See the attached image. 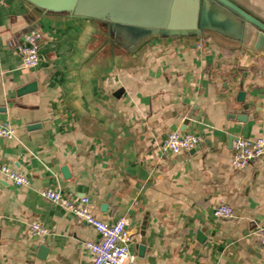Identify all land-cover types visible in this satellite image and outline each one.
I'll return each mask as SVG.
<instances>
[{
  "label": "crops",
  "instance_id": "obj_1",
  "mask_svg": "<svg viewBox=\"0 0 264 264\" xmlns=\"http://www.w3.org/2000/svg\"><path fill=\"white\" fill-rule=\"evenodd\" d=\"M32 28L42 34L40 62L24 67L17 46ZM31 82L36 90L18 93ZM1 123L14 134L0 137V162L30 184L0 175V264H91L85 242L99 234L41 195L49 188L88 197L107 223L125 217L135 264H264V167L231 163L235 138L264 137L262 58L211 34L127 50L96 20L0 0ZM174 131L199 143L164 152ZM222 203L234 217L214 215Z\"/></svg>",
  "mask_w": 264,
  "mask_h": 264
},
{
  "label": "water",
  "instance_id": "obj_2",
  "mask_svg": "<svg viewBox=\"0 0 264 264\" xmlns=\"http://www.w3.org/2000/svg\"><path fill=\"white\" fill-rule=\"evenodd\" d=\"M37 14H72L98 21L111 40L133 50L154 37H197L211 34L241 47L248 59L264 60V0H23ZM35 28L30 29V31ZM31 82L19 94L36 90ZM246 92H238L243 109ZM246 114L237 118L247 119ZM64 175L70 176L67 167ZM107 204H103L106 208ZM144 253L145 229L140 230ZM41 250H45L41 246Z\"/></svg>",
  "mask_w": 264,
  "mask_h": 264
},
{
  "label": "built area",
  "instance_id": "obj_3",
  "mask_svg": "<svg viewBox=\"0 0 264 264\" xmlns=\"http://www.w3.org/2000/svg\"><path fill=\"white\" fill-rule=\"evenodd\" d=\"M41 40V32L33 30L24 34L18 43L17 49L22 56L24 67H34L39 64ZM13 134L14 129L11 124H0V137H10ZM198 143L199 137L195 133L174 131L168 134L159 147L164 152L179 154L195 148ZM233 148L231 163L234 168L243 169L253 161L260 162L264 167L263 136L253 138L238 136L234 140ZM0 175L18 186L30 184V179L26 174L8 163L0 162ZM40 193L45 198L71 210L78 218L93 226L97 231L99 239L85 242L92 255L91 264H135V255L130 250L133 236L125 217L119 218L116 222L107 223L93 212L89 206L90 200L86 196L74 201L57 189H41ZM214 215L218 218H232L235 216V211L231 205L222 203L214 209ZM45 231V228L39 223L32 224L34 234H42ZM260 239L264 244V229L261 231Z\"/></svg>",
  "mask_w": 264,
  "mask_h": 264
}]
</instances>
